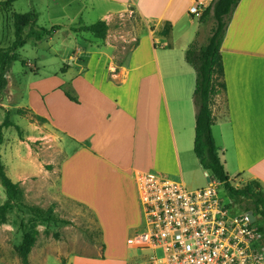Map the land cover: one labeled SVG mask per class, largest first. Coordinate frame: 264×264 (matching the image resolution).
<instances>
[{"label":"crops","instance_id":"obj_1","mask_svg":"<svg viewBox=\"0 0 264 264\" xmlns=\"http://www.w3.org/2000/svg\"><path fill=\"white\" fill-rule=\"evenodd\" d=\"M99 1L109 6L101 20L108 25L118 15L138 16L142 34L128 57L117 62L111 45L107 51H95L88 68L70 84L59 79L57 89L36 91L29 106L16 109L26 111L19 118L25 120L28 113L40 117V122L78 145L60 164L57 200L80 204L94 216L100 244L88 246L84 255L59 253L60 264L124 262L119 260L126 254L116 255L119 246L129 248L128 239L142 225L140 174L161 173L195 191L201 190L195 179L206 172L194 151L197 75L185 56L208 22L201 23V15L214 0ZM194 4L199 15L190 12ZM222 55L227 90L215 100L213 135L234 185L258 181L264 189V0L240 1ZM15 124L22 137L18 133L8 149L22 165L10 160L14 180L2 158L7 154L5 132L0 157L8 176L24 185L31 176V155L21 156L26 134L22 123ZM47 257L43 255L39 263L45 264Z\"/></svg>","mask_w":264,"mask_h":264},{"label":"rangeland","instance_id":"obj_2","mask_svg":"<svg viewBox=\"0 0 264 264\" xmlns=\"http://www.w3.org/2000/svg\"><path fill=\"white\" fill-rule=\"evenodd\" d=\"M5 1L7 0H0ZM108 8L107 4L99 0H17L9 9L0 10V46L4 48H9L15 38L14 13L35 12L38 15L37 29L46 28L51 32L50 36L41 41L28 40L25 47L19 51L20 58L8 70V85L0 95V125L4 122L8 109H12L11 120L22 123L23 135L26 134L23 138L25 151H21V156L27 157L30 154L28 162L32 167L31 176L23 181L24 185L20 184L24 190L25 205L20 210L14 208L6 220L0 223L1 264H22L14 250V247L22 242V221L26 223L27 230L36 232L33 264H40L43 255L48 256L45 264H60L57 259L59 253L84 255L88 254L85 251L88 246L100 244V232L94 216L80 204L57 200L56 187L59 183L60 164L78 149V145L45 123L37 121L32 114L28 113L25 120L19 118L16 109L29 106L36 91L57 89L59 79L70 84L75 75L88 68L90 55L95 51H107L111 45L117 62L128 57L137 44V38L142 34L141 22L136 14L118 15L111 19L109 25L106 23L108 31L103 39L81 31L83 26L101 21ZM214 24L215 21L211 18L201 27L199 45L206 43ZM29 30L26 29L25 33ZM65 87L68 88L67 85ZM218 101V106L222 107L223 97ZM26 125L28 126L25 128ZM5 136L7 154L3 153L2 158L9 166V173L14 180L10 160L15 166H21L22 160L12 159L8 147L14 142L18 132L10 128L5 131ZM202 173L203 177L195 179L199 186L197 189L209 186L207 173ZM186 179L190 180L188 174ZM188 189L194 190L190 187ZM219 194L224 202L230 204L232 214L246 212V203L232 199L221 185ZM5 202L6 194L0 184V207ZM25 206L51 209L56 218L66 220L70 224L54 225L38 221L25 213ZM56 233L60 234L59 239L54 237ZM116 255L126 257L119 260L124 262L115 264H134V257L140 255V252H134L120 244Z\"/></svg>","mask_w":264,"mask_h":264},{"label":"trees","instance_id":"obj_3","mask_svg":"<svg viewBox=\"0 0 264 264\" xmlns=\"http://www.w3.org/2000/svg\"><path fill=\"white\" fill-rule=\"evenodd\" d=\"M17 0L0 2V10H6L13 6ZM241 0H214L213 4L204 9L201 15V23H206L211 18L215 24L205 44L199 45L198 41L190 44L186 51V62L196 71V88L194 92V104L196 107V134L194 151L200 165L210 174L212 182H217L225 189L232 199L244 201L245 211H252L257 218L256 226L264 237V189L258 181H251L241 187L234 185L226 171L222 160L220 149L213 135V126L216 118L213 107L216 97L226 92L224 81V64L222 45L232 15ZM15 38L9 48L0 46V95L6 89L8 80L6 74L12 65L20 58L19 51L25 47L28 40L41 41L51 32L46 28L37 29L38 15L35 12L25 14H13ZM30 29L26 34V29ZM81 31L92 33L96 38L103 39L108 31V25L104 21L83 26ZM66 72V71H65ZM67 98L79 103L68 91H64ZM12 111H7L4 122L0 125V148L4 143V132L6 129L14 128L22 137L21 129L11 120ZM17 115L25 116L24 109H18ZM38 120L43 119L37 117ZM0 184L6 194V202L0 207V223L6 220L7 215L14 209L19 210L25 205L23 203L24 190L19 183H15L7 174L6 167L0 157ZM25 213L32 218L46 224L54 225L70 224L66 220L56 218L53 211L44 210L40 207L25 206ZM22 242L14 247V250L22 264L30 263V254L36 245V232L27 230L26 223L21 222ZM56 239L60 234L54 235Z\"/></svg>","mask_w":264,"mask_h":264},{"label":"built area","instance_id":"obj_4","mask_svg":"<svg viewBox=\"0 0 264 264\" xmlns=\"http://www.w3.org/2000/svg\"><path fill=\"white\" fill-rule=\"evenodd\" d=\"M191 14L199 15L194 4ZM73 58V57H70ZM220 184L191 191L157 172L137 178L142 225L127 244L134 264H264V237L248 212L232 214Z\"/></svg>","mask_w":264,"mask_h":264},{"label":"water","instance_id":"obj_5","mask_svg":"<svg viewBox=\"0 0 264 264\" xmlns=\"http://www.w3.org/2000/svg\"><path fill=\"white\" fill-rule=\"evenodd\" d=\"M206 175H207V182H208V183H211L212 180H211L210 176H209L208 174H206ZM248 214H249V216H250V218H251V221H252V222H255V221H256V217H255L254 212L249 211Z\"/></svg>","mask_w":264,"mask_h":264}]
</instances>
